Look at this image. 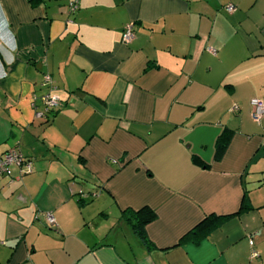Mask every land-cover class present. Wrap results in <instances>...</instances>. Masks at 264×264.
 <instances>
[{
	"label": "crops",
	"instance_id": "crops-1",
	"mask_svg": "<svg viewBox=\"0 0 264 264\" xmlns=\"http://www.w3.org/2000/svg\"><path fill=\"white\" fill-rule=\"evenodd\" d=\"M69 1L0 0V264H264V0Z\"/></svg>",
	"mask_w": 264,
	"mask_h": 264
},
{
	"label": "built area",
	"instance_id": "built-area-1",
	"mask_svg": "<svg viewBox=\"0 0 264 264\" xmlns=\"http://www.w3.org/2000/svg\"><path fill=\"white\" fill-rule=\"evenodd\" d=\"M78 0H70L67 5V9L69 14H73L75 10L77 9ZM225 11L227 13H232L235 10V6L233 4H227L224 7ZM133 39V25L129 24L125 26L122 34L121 41L125 44H128ZM213 53V50H211ZM43 85H49V91L48 93L42 97V105H43V112L42 113H36V117H42L46 113L52 111L53 109L57 108L60 104L59 97L55 91V88H53L50 84L49 78L46 77ZM250 106V119L258 124L260 120L264 117V101L259 100L257 98L250 99L249 101ZM238 108L237 106H233L231 108V111H236ZM10 166H23L27 173L30 172V164L21 156V154L16 149H10L6 151L1 157H0V176H2L4 173L8 171V168ZM82 192H79V194ZM85 198V196L83 195ZM45 221L49 227L55 226V220L51 216L50 213H46L44 215ZM250 246L252 245V242H250ZM250 257L258 258V252L254 249L250 251Z\"/></svg>",
	"mask_w": 264,
	"mask_h": 264
},
{
	"label": "trees",
	"instance_id": "trees-1",
	"mask_svg": "<svg viewBox=\"0 0 264 264\" xmlns=\"http://www.w3.org/2000/svg\"><path fill=\"white\" fill-rule=\"evenodd\" d=\"M28 1L31 4H38L39 2H41V0ZM229 133L230 132L227 131L219 136L215 147L216 159L222 156L228 142ZM79 195L81 197H83V195L86 196L84 193H80ZM79 202L81 203L82 200L80 199ZM244 208L246 207L244 206ZM122 216L130 222V225L139 240L143 243L149 244V241L147 240L145 234V225L154 218L155 213L148 208H142L135 212L123 211ZM226 218L227 217H217L214 215L206 217L203 221H201L193 229H191L186 235H184L181 239V242L185 241V239L187 238H192L193 242L197 243L200 238L205 237L210 232V230L216 228L219 223L225 220Z\"/></svg>",
	"mask_w": 264,
	"mask_h": 264
}]
</instances>
